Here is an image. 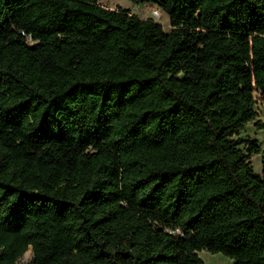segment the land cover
<instances>
[{"label": "trees", "instance_id": "obj_1", "mask_svg": "<svg viewBox=\"0 0 264 264\" xmlns=\"http://www.w3.org/2000/svg\"><path fill=\"white\" fill-rule=\"evenodd\" d=\"M124 1L0 0V264H264V0Z\"/></svg>", "mask_w": 264, "mask_h": 264}, {"label": "rangeland", "instance_id": "obj_2", "mask_svg": "<svg viewBox=\"0 0 264 264\" xmlns=\"http://www.w3.org/2000/svg\"><path fill=\"white\" fill-rule=\"evenodd\" d=\"M99 5L103 8L114 10L116 8L127 9L131 14L136 15L139 19H153L157 24L161 25L165 32L171 31V26L168 17L157 7L149 4H132L124 0H97ZM156 9L160 12V17L158 19L151 16V11ZM253 97L256 101L255 109L257 111V117L254 122L247 124L239 137L243 139H255L260 147L261 152L251 158V166L255 173L259 174L261 171V162L264 159V129H259L255 126V122H264V101L258 91L254 89ZM201 254V256H199ZM199 258L204 264H233V261L224 257L221 254H211L206 251H201L198 254ZM32 259V251L30 248L19 258L17 264H30Z\"/></svg>", "mask_w": 264, "mask_h": 264}, {"label": "built area", "instance_id": "obj_3", "mask_svg": "<svg viewBox=\"0 0 264 264\" xmlns=\"http://www.w3.org/2000/svg\"><path fill=\"white\" fill-rule=\"evenodd\" d=\"M151 16H152L153 18L158 19V18L160 17V12H159L158 10H156V9H153V10L151 11Z\"/></svg>", "mask_w": 264, "mask_h": 264}, {"label": "bare ground", "instance_id": "obj_4", "mask_svg": "<svg viewBox=\"0 0 264 264\" xmlns=\"http://www.w3.org/2000/svg\"><path fill=\"white\" fill-rule=\"evenodd\" d=\"M199 256H201V254Z\"/></svg>", "mask_w": 264, "mask_h": 264}]
</instances>
